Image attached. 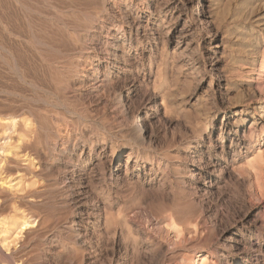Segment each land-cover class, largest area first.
Segmentation results:
<instances>
[{"label": "rangeland", "instance_id": "1", "mask_svg": "<svg viewBox=\"0 0 264 264\" xmlns=\"http://www.w3.org/2000/svg\"><path fill=\"white\" fill-rule=\"evenodd\" d=\"M200 1L201 7L199 0L187 6L178 2L180 10L203 11V23L185 24L186 15L179 17L178 11L167 10L165 0H160L165 12L152 22L151 28H143L141 35L134 37L132 46L125 49L127 56L120 58L112 55L113 44L118 46L119 42L109 38L117 32L122 34L125 16L122 11L118 14L110 9L104 24L107 28L94 40L84 41L90 48L96 45L100 56L90 75L81 72L77 76V69L65 62V55L77 57L79 53H65V46L52 53L53 58H66L58 62L54 59L55 63L36 60L38 56L33 60L30 55V62L25 63L27 71L16 55V63L30 74H26L28 79L36 81V88L0 66V76L4 77L1 84H10L14 89L13 93L0 94L9 99L0 102V189L28 184L31 188L42 185V189L51 183L52 177H46L35 181L37 187L31 186L34 181L28 176L8 169L14 163L33 162V157L23 158L20 142L27 140L28 131L33 136L38 133L39 113L64 116L65 121L58 122L63 128L70 122L80 124L78 134L71 139L76 156L86 150L89 191L101 201L100 213L112 211L119 231L116 240L111 230L103 239L94 235L87 238L94 246L87 256H96L95 264H194L196 254L205 255L206 264H264V90L259 88L264 81V0ZM6 7L10 12V5ZM31 11L27 10V14L33 18L40 16ZM209 16L213 18L211 24L205 20ZM217 43L221 48L216 53L213 48ZM18 49L22 53L25 47ZM21 103L29 105L36 116H22L25 121H17L13 127L9 123L19 115L16 108ZM139 119L144 121L147 134L144 140L136 141L132 123ZM252 124L255 134L247 130ZM199 132L204 135L197 136ZM131 137L137 145L134 154L126 148L119 167L101 165ZM90 140L94 142L90 146L84 143ZM6 147L11 149L9 154L3 150ZM43 154L40 162L32 163V172L51 163L50 157L45 154L44 158ZM148 159H155L156 164L148 165ZM184 162L189 163L190 171L183 167V171L178 170L177 166ZM51 173L57 175L56 169ZM255 173L259 175L258 183ZM6 178L9 179L4 181ZM10 180L12 184L3 186ZM95 200L90 199L89 204ZM67 205L66 209L75 212L69 202ZM54 207L46 201L34 210L44 212L45 224L52 221L45 225L47 230L59 236L66 213ZM8 208L0 217V226L6 224L0 232L4 252L18 249L27 240V228L21 231L13 221L19 225L22 216L30 217L26 206L17 213ZM129 217V221L124 220ZM131 222L142 228L136 229ZM36 245L31 242L32 251L39 250ZM73 254L66 260L51 261L82 264L86 254Z\"/></svg>", "mask_w": 264, "mask_h": 264}, {"label": "bare ground", "instance_id": "2", "mask_svg": "<svg viewBox=\"0 0 264 264\" xmlns=\"http://www.w3.org/2000/svg\"><path fill=\"white\" fill-rule=\"evenodd\" d=\"M180 1L183 3L184 6H187L188 4L193 3V0H187V2H185L186 0H177V1L176 0H167V1L165 0L166 3L164 4V6H166L165 8L167 10L171 9V10L178 11L179 17L186 15L188 20L185 22V24L186 23L196 24L197 22L203 23V19L200 15L201 13H203V11L201 12L199 9L197 11H195L194 8L190 11H185V10L183 11L182 10L183 8L180 10V5L178 3ZM9 5H10V7H8ZM6 6L9 8L10 12H7V10H5ZM171 6H173V7H171ZM201 6H202V2L199 0V7H201ZM163 7L160 4V0H123V2L119 1V0H0V66L4 67V69L7 70V72L10 71L13 74L21 77V79L26 84H29L30 86H32V88L33 87L36 88L37 87L36 81L34 82L33 80H30L27 78L28 75H30V74H28L26 72L27 70H29V68L27 67L28 65L25 63L28 62V58L30 57V55H31L30 58H33V56L34 57L38 56L37 58H35L36 60H39L38 58H40L41 62L42 61L45 63L48 62L47 64H49L52 61L54 62V59H55V62H58V60H60L64 57L58 58L55 56L53 58L52 53L53 52H60L62 49L60 47L65 46L66 47L65 53H68L67 51H69V50H71L73 52L76 51L79 53V54L77 53L78 54L77 57L72 56V55H71V57H69V55L66 54L65 56L67 59L64 58V59H66L65 62L68 65L70 64L77 69L76 70L77 76H79V74L81 72H84V73H87V75H90L95 69V67H94L95 66L94 65L95 60H99L100 56L96 53V48H97L96 45H94V47L90 48L89 46L86 45L87 42L84 43V41H87L88 39L94 40L95 38H97V36L101 33L102 29L106 26V25L104 26V24H105V22H107L106 16H107V13L110 9H113L114 11H116L115 13H118V14L120 13V11H122L124 16H125L124 21H123L122 34L119 35L117 32V33L113 34V37L109 38V39L113 40V42H115V43L119 42L118 46H115L116 44L115 45L113 44L114 50H113L112 55L116 58H120V57H126L127 56V55L125 56V49H126V47L132 46L134 37H139L141 35L143 28L144 29L146 27L151 28L153 26L152 22L155 23L156 18L160 17V15H162L163 12H165V10H164L165 8H163ZM24 10L26 11V14H24ZM27 10L28 11L33 10L34 14L36 12L40 16L37 15L38 17L33 18L30 15L31 13L27 14ZM33 11H31V12H33ZM169 11H168V13H169ZM19 12H23V13H19ZM19 14H21L22 18H20L21 16ZM212 19L213 18L211 16L205 18L206 23L211 24ZM105 28H107V27H105ZM109 31H110V29H109ZM4 38L5 39L7 38V42L9 44L5 42ZM184 38H185V36H184ZM70 44H72V46H70ZM21 46H22V48H23V46L25 47V50L23 49L22 53H20L21 50H19L21 48ZM18 47H20V48L18 49ZM16 48L20 51L19 53L16 51L17 50ZM220 48H221V46L219 45V43H217L213 49H215L216 50L215 52L217 53ZM62 52H63V50H62ZM74 53H72V54H74ZM18 54H20V55H18ZM16 55L19 57V58H17V60H21V63H23V65H24L23 67H25L26 71L24 70L23 67L19 66L18 62L16 63V58H15V57H17ZM56 55H57V53H56ZM261 55H262L261 61H262V64H264V51L262 52ZM51 57L53 60H51ZM33 60H34V58H33ZM112 62L115 63L114 60ZM112 62L110 64L114 65V63H112ZM262 68H264V66ZM20 69H22V71H20ZM7 74L8 73H5L4 75L7 76ZM26 74H28V75L26 76ZM54 75H55V73H54ZM56 76H57V74H56ZM3 78L4 77L0 76V80H1L0 81V94H3V92L4 93H8V92L13 93V91H12L13 87L9 86L10 84L9 85H7L6 83L1 84V83H3V81H2ZM29 78H32V77H29ZM22 86H25V85H22ZM56 86H57V84H56ZM259 88H260V91L263 92L264 81L260 82ZM5 101L6 102L9 101V99L3 98L0 96V102H5ZM3 107H4V105H3ZM16 109H17L19 115H16V117H14L9 123L13 127H15L17 121L22 120V122H23L24 118L22 116H25L27 114H28V116H30V118L36 116V115L34 116L32 114V112H34V111L31 112V107L29 105L22 104V105L17 106ZM32 109H33V107H32ZM43 112H45V111H43ZM15 114H17V113H15ZM61 117H57V116L53 117V116H49L48 114L46 115L45 113H39V115L37 116L38 121H37V125H36L38 127V130H39L38 133L37 134L35 133V136H33L30 134L31 132L28 131L26 133L27 135L25 136L27 138V140L25 139L26 141L25 142L23 141V143L20 142V144L22 145L21 148L19 146H17L18 148L22 149L21 152L24 153V155H22L23 158H27L26 156L33 157V162H34V160H35V162H40L42 159V158H40L41 154L45 153L47 156L50 157V160H51V163L49 162L50 164L48 162H46V163H48V165L45 164L46 166H44L41 169L39 168L40 171H38V172L37 171L32 172L31 166H32L33 162L30 164L27 163L28 165H23V164L19 165V163L18 164L14 163L8 167L9 171L16 170L20 174L23 173L22 174L23 177L28 176L29 180H33L34 183L31 184V186L36 185V187H37V184H36L37 181L36 180H43L46 177H52V180H51V183L49 185L44 186L42 189H39V187H42V185L38 186L37 187L38 189H37V188L29 187V184H28V187H25V186H27V185H25L24 186L25 188L22 186L23 188L18 187L19 188L18 189V188H14V187L9 186V187L3 188L2 190L0 189V217L3 215L2 212H4L5 211L4 209H6V208L9 207L8 210L14 208L13 211L14 212L16 211V213H17V211H18L17 209L21 208L22 206L27 207V210L29 212L28 215L30 216L29 218L22 216V218H21L22 221H21V223L19 222V225H17L18 223L16 224L15 221H13L15 223V224L13 223V225L17 226L16 228H18V229L20 228L21 231H23L24 229L27 228V237L28 238H27V240L24 239L26 241L18 249H14L12 251L4 252L3 251L4 249H2L0 246V264H45L51 260L54 261V259L57 262V260L58 261L61 259L63 260L69 254H73L77 251L78 252H84L86 254V256L82 255L83 256L82 264H95V263H97L98 258L96 256L90 257V256H92V254L91 255L89 254L90 256H87L88 251L89 250L93 251V249H94V246L90 242L87 241V238L90 235L91 236L94 235L96 237L103 239L111 231H113L112 233H113L115 240L117 237H119V231L117 230L118 228L115 227L114 215H113L112 211L108 210V211H103V213H100L99 210L101 209V203H100L101 201H99V198H96V200H95L94 195H92V193H90V191H89L86 176L88 174L90 162L85 157L86 150H83L81 155L76 156L77 152L75 150V146L73 145L74 141H73V143L71 142V139L76 134H78L77 131L79 130L80 124H78L76 122L72 123V122L68 121L70 123H67V124H70V126L66 125L68 127L63 128V126L58 125V122L62 121L64 119V116H63V118H61ZM5 119H9V118H5ZM34 119H36V118H34ZM29 121H30V119H29ZM64 121H65V119H64ZM26 122H27V120H26ZM30 122H32V121H30ZM103 124H106V123H103ZM33 127H34V125H33ZM83 127H85V126H83ZM263 128H264V126H263ZM30 129H31V127H30ZM132 129H133L134 138L136 141L144 140V137L147 134V129H146V125H145L143 120L139 119L138 121L133 122L132 123ZM247 130H248V133H250V134L256 133V129L254 128V124H252L250 127H248ZM35 131H37V130H35ZM81 131H83V129H81ZM34 132H33V134H34ZM195 132H196V130H195ZM261 133H263V130H261ZM83 135H84V132L82 133L81 136L83 137ZM203 135L204 134L199 132L197 136L202 137ZM21 138H23V137L21 136ZM76 139H78V138H76ZM135 140L132 137L129 139H126V141L123 144H121V146L116 147L115 153L113 155H111L104 162L103 161L100 162L101 165H103L105 167H107V166L112 167L114 165H115V167H119L122 163V159L124 157V152L127 150L126 148H129V150H131L134 154L135 147L137 146V145L133 144V143H136ZM110 142H112V141H110ZM84 143L87 145H89V144L91 145L94 142L92 140H90V141H86ZM15 148H16V146H15ZM3 150H5L6 154H7V152L9 154V152L11 151V149H9L8 147H6ZM45 154H43L44 158L46 156ZM46 158H48V157H46ZM2 162L3 161L1 160L0 164ZM128 162L129 161H127V163ZM147 164L150 166H153L154 164H156V161H155V159H152V160L148 159ZM207 164H208V162H207ZM158 165L160 167L159 162H158ZM208 166L210 167L211 164H209ZM216 166L212 165L213 170H215ZM39 167H40V165H39ZM181 167H183V170H185L187 172L190 171L189 170L190 165L187 162L181 163V165L179 164L177 166L178 170H182ZM55 169H56L57 175L56 174L53 175L51 173ZM222 171H224L223 167H222L221 172ZM2 173H4V172L2 171ZM46 173H48L49 175ZM9 175H10V173H9ZM17 175H18V173H17ZM112 175H113V173H111V176ZM196 175H199V174L196 173ZM5 176H6V174H5ZM255 177H256V181L258 183L257 179L259 178V175L257 173H255ZM8 179L6 178L4 181H6ZM24 180H25V178H24ZM6 184H12V181L10 180L8 182H3V186ZM21 184L22 183H20V185ZM258 186L261 187L260 183ZM259 189L260 188H258V190ZM108 192H109V189H108ZM95 197H96V195H95ZM90 199L95 200L93 205L89 204ZM46 201H51L53 203V206L56 207V209H59V210L61 209L62 212L66 213L64 215V217H65L64 221L65 222L63 225L60 226L61 227V229H59L60 231L58 230L59 236H58V234H54L53 232L51 233V231L47 230V227L45 225L47 223L48 224L51 223L52 221L48 222L49 220H47V223L45 224V221H46L45 217L46 216L45 215H44L45 217L43 216L44 212L38 213L37 211L34 210V207L36 205H38L39 203L46 202ZM67 202H69V205H70L69 207H71L72 209H75V212L74 211L70 212L69 211L70 209L69 210L66 209V208H68ZM112 204H113V200L109 204L110 207L112 206ZM45 206H47V205H45ZM97 212H99V213H97ZM103 214H104V216H102ZM55 217H53V219ZM126 219L129 221L130 217H129V219L125 218L124 220H126ZM30 220H32V222ZM55 220L57 221V219H54L53 221L56 222ZM131 223H133V222H131ZM133 224H135V226H136L135 222ZM3 225H1V226H3ZM1 226H0V232H1ZM137 226L139 228H142L139 225H137ZM137 226H136V229H137ZM6 230H8V229H6ZM9 230H11V229H9ZM62 235H63L65 240L61 239ZM120 236H121V234H120ZM8 238H6V239H8ZM59 239H61V241ZM31 242H35L37 244L36 246L39 247L38 251L37 250L32 251L34 248H32L30 246ZM7 248H9V247H7ZM52 256H54V257H52ZM70 256H72V255H70ZM78 257L76 256V258H78ZM66 259L67 258H65L64 260H66ZM192 262L194 264H206L205 255L196 254V256L192 258ZM51 264H54V263L52 262Z\"/></svg>", "mask_w": 264, "mask_h": 264}]
</instances>
